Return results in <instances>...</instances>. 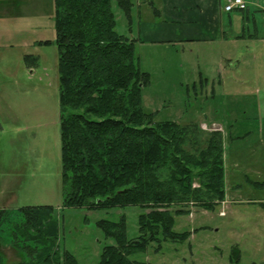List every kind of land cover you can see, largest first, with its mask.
<instances>
[{"label": "rangeland", "instance_id": "obj_1", "mask_svg": "<svg viewBox=\"0 0 264 264\" xmlns=\"http://www.w3.org/2000/svg\"><path fill=\"white\" fill-rule=\"evenodd\" d=\"M246 1V10L224 12L230 34L240 36L238 43L207 39L138 43L140 66L151 75L150 85L143 89L144 109L156 112V120L197 125L201 136L194 148L206 146L213 132L223 136L226 197L213 210L195 206L192 212L175 214L174 229L192 233L186 241H168L160 249L153 243L132 259L151 264H264L262 208L241 201L249 196L264 197V187L252 186L243 175L247 171L251 178L264 180V116L257 117L258 95L242 93L255 88L254 83L264 85V10L258 7L264 8V0ZM113 8L117 30L137 36V9H133L135 24L129 32L128 19L115 0ZM141 17L145 20V15ZM45 39L53 43L38 45ZM55 40L54 0H0V208L6 209L4 222H0V253L10 263L24 257L11 243L14 222L22 220L16 214L19 207L52 204L59 222V247L70 250L81 264H98L103 247L116 241L105 237L97 221L124 216L128 238L134 239L139 235L138 216L143 209L133 205L97 210L61 207L59 53ZM24 53L37 56V61L27 65L35 70L33 74L24 64ZM225 56L232 57L235 68L237 59L241 60L242 66L235 70L238 74L222 72ZM256 62L259 69L254 76L250 68ZM221 75L225 83L242 80L231 87L237 93L218 86L216 80ZM211 79L214 95L208 84ZM250 130L254 132L247 134ZM253 159L262 169L259 174L248 170ZM237 183L244 185L242 191L233 190L243 195L241 199L229 192L230 184ZM244 211L251 214L240 215ZM233 247L239 250L236 260H231Z\"/></svg>", "mask_w": 264, "mask_h": 264}, {"label": "trees", "instance_id": "obj_2", "mask_svg": "<svg viewBox=\"0 0 264 264\" xmlns=\"http://www.w3.org/2000/svg\"><path fill=\"white\" fill-rule=\"evenodd\" d=\"M54 1L61 207L140 206L139 235L134 239L128 238L124 216L97 221L105 237L116 241L103 247L98 264H151L131 256L153 243L160 249L168 241L184 242L192 234L174 229L175 214L192 212L195 206L213 210L225 199L223 136L213 132L206 146L194 148L201 136L197 125L156 120V112L144 109L143 89L151 75L136 55L138 39L117 30L114 0ZM140 1L157 8L154 0ZM115 2L131 21L137 0ZM24 60L31 65L37 56L26 54ZM55 211L52 204L19 207L15 213L22 220L14 222L11 243L24 257L10 263L0 253V264H81L57 243ZM5 213L0 209V222ZM238 254L233 247L231 260Z\"/></svg>", "mask_w": 264, "mask_h": 264}, {"label": "crops", "instance_id": "obj_3", "mask_svg": "<svg viewBox=\"0 0 264 264\" xmlns=\"http://www.w3.org/2000/svg\"><path fill=\"white\" fill-rule=\"evenodd\" d=\"M155 4L157 6V10L152 8V6L148 5L147 3H142L140 0H137L136 5L133 7L137 9V23H139L138 28V35H134L132 33L133 38H137V46L140 42H153V43H161V42H180V41H194L196 39H207L211 41L219 42L220 44L229 43V44H235L238 43L236 38L240 36H235L233 34H230V28L229 25H227V21L224 12L225 5L228 0H154ZM14 4V3H11ZM261 9L262 6H258ZM155 11V12H154ZM229 12V11H226ZM142 15H145V20H142ZM134 13L132 11L131 15V21L128 20V23L130 25L129 32H133V24H135L133 18ZM36 45V44H35ZM39 45V44H38ZM43 46V45H42ZM28 53L23 54V61L27 68L30 69V72L33 74L34 69L27 66L26 61L24 60V56ZM31 54V53H30ZM255 59V58H254ZM224 60H227V64ZM232 57L225 56L223 59V63L220 64V68L222 69V72L228 71L229 75L232 74L234 71L236 74L240 67L242 66L241 60L237 59L238 63L236 68L234 67V63H231ZM255 61V60H254ZM232 64V66H231ZM244 64V63H243ZM259 63H254L251 65L250 70H252L251 74L256 75V72L258 71ZM248 65V64H247ZM246 66V65H245ZM245 70V67L244 69ZM225 79V80H224ZM216 80V78H215ZM227 83L226 78H223L221 75V78L216 80V83L218 86H225V89L223 90L227 93H237L238 91L236 89L231 90V87H234L242 80H236V79H229ZM211 83V93L214 95L215 91L212 88L214 86V80H210L208 84ZM255 88L246 90L247 92L242 93H253L258 95V115L257 117L264 116V85H262L260 82L254 83ZM238 87V86H236ZM259 131H261V128H259ZM254 132L252 130L248 131L247 134ZM246 134V135H247ZM245 136V135H244ZM243 136H237V138H240ZM224 140V138H223ZM253 163L248 164V170H251V172L260 173L262 169H260L259 162L253 159ZM238 165V163H237ZM236 165V166H237ZM239 167V166H237ZM260 171V172H259ZM244 177L248 183H250L252 186L259 188L264 187V184H254V182H264V180H256L254 178H251L247 171L243 172ZM231 183V182H230ZM231 188L229 189V192H233V190L238 189L239 191H242L244 187L243 184L237 183L235 186H232L230 184ZM236 187V188H234ZM241 189V190H240ZM234 193V192H233ZM235 194V193H234ZM237 197L241 199L240 193L235 194ZM246 197V196H245ZM248 199H242L243 205L246 204H254L261 209L260 216H263L264 220V207L262 206V203L264 202V197H255V196H249ZM250 199V200H249ZM2 209V208H0ZM251 214L250 211H244L242 214ZM258 224V223H257ZM248 227V226H247ZM245 227V228H247Z\"/></svg>", "mask_w": 264, "mask_h": 264}, {"label": "built area", "instance_id": "obj_4", "mask_svg": "<svg viewBox=\"0 0 264 264\" xmlns=\"http://www.w3.org/2000/svg\"><path fill=\"white\" fill-rule=\"evenodd\" d=\"M246 8H248L246 0H228L225 5L226 11H232L235 9L244 10Z\"/></svg>", "mask_w": 264, "mask_h": 264}, {"label": "bare ground", "instance_id": "obj_5", "mask_svg": "<svg viewBox=\"0 0 264 264\" xmlns=\"http://www.w3.org/2000/svg\"><path fill=\"white\" fill-rule=\"evenodd\" d=\"M226 10V9H225ZM233 11V10H232ZM229 12H231V11H229Z\"/></svg>", "mask_w": 264, "mask_h": 264}]
</instances>
